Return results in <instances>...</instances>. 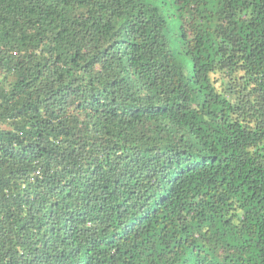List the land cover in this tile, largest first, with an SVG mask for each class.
<instances>
[{"label":"trees","instance_id":"16d2710c","mask_svg":"<svg viewBox=\"0 0 264 264\" xmlns=\"http://www.w3.org/2000/svg\"><path fill=\"white\" fill-rule=\"evenodd\" d=\"M0 264H264V0H0Z\"/></svg>","mask_w":264,"mask_h":264}]
</instances>
